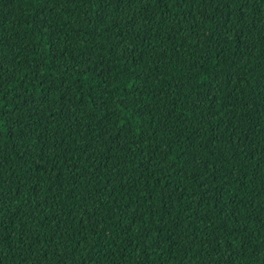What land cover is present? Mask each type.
<instances>
[{
    "label": "trees",
    "instance_id": "16d2710c",
    "mask_svg": "<svg viewBox=\"0 0 264 264\" xmlns=\"http://www.w3.org/2000/svg\"><path fill=\"white\" fill-rule=\"evenodd\" d=\"M0 264H264V0H0Z\"/></svg>",
    "mask_w": 264,
    "mask_h": 264
}]
</instances>
